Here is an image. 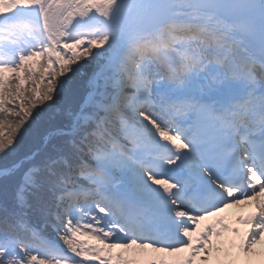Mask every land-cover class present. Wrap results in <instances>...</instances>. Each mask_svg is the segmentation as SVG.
<instances>
[{
  "label": "snow or ice",
  "instance_id": "obj_1",
  "mask_svg": "<svg viewBox=\"0 0 264 264\" xmlns=\"http://www.w3.org/2000/svg\"><path fill=\"white\" fill-rule=\"evenodd\" d=\"M0 264H264V0H0Z\"/></svg>",
  "mask_w": 264,
  "mask_h": 264
},
{
  "label": "rangeland",
  "instance_id": "obj_2",
  "mask_svg": "<svg viewBox=\"0 0 264 264\" xmlns=\"http://www.w3.org/2000/svg\"><path fill=\"white\" fill-rule=\"evenodd\" d=\"M81 239H88L87 237H82ZM92 243H95V241H92ZM258 247V246H257Z\"/></svg>",
  "mask_w": 264,
  "mask_h": 264
},
{
  "label": "bare ground",
  "instance_id": "obj_3",
  "mask_svg": "<svg viewBox=\"0 0 264 264\" xmlns=\"http://www.w3.org/2000/svg\"><path fill=\"white\" fill-rule=\"evenodd\" d=\"M234 212H235V210H234ZM234 212H232V214L234 215ZM234 218V217H233ZM260 247V246H259ZM259 249V248H258Z\"/></svg>",
  "mask_w": 264,
  "mask_h": 264
}]
</instances>
